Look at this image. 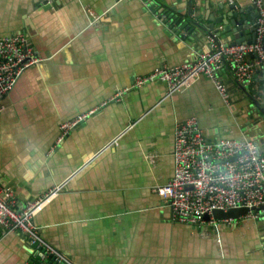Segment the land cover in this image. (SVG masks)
<instances>
[{
	"label": "crops",
	"instance_id": "obj_1",
	"mask_svg": "<svg viewBox=\"0 0 264 264\" xmlns=\"http://www.w3.org/2000/svg\"><path fill=\"white\" fill-rule=\"evenodd\" d=\"M256 14L251 0H0V37L23 32L43 57L1 97L0 182L17 209L63 183L33 216L55 256L41 245L38 262L24 233L0 225V264H264V215L203 231L155 190L173 174L178 119L213 140L248 135L264 153V70L243 86L225 67L228 100L206 75L170 95L162 80L133 84L207 51L199 24L211 17L233 29Z\"/></svg>",
	"mask_w": 264,
	"mask_h": 264
},
{
	"label": "built area",
	"instance_id": "obj_2",
	"mask_svg": "<svg viewBox=\"0 0 264 264\" xmlns=\"http://www.w3.org/2000/svg\"><path fill=\"white\" fill-rule=\"evenodd\" d=\"M251 3L257 11L255 35L251 42L225 43L209 34V49L200 52L194 60L177 65L163 64L146 76H136L133 84L162 80L167 83L165 95H170L187 89L201 75H206L228 100L227 88L221 77V71L228 67L241 85H250L256 70H264V0H251ZM42 60L25 33L0 37V112L4 108L1 97L26 68ZM121 93V90L116 91L113 98H118ZM93 111L91 108L81 116L61 123L59 139L81 117ZM173 137V174L155 190L169 201L175 221L196 224L207 231V228L218 225L236 224L242 218L264 215V153L250 136L209 139L198 120L187 116L175 122ZM62 184L52 186L17 209L13 206V190L0 182V225L6 231H21L27 242H38L45 245L47 251L55 253L43 244L33 216ZM237 207H246L247 210L236 217L213 215L215 210L227 211Z\"/></svg>",
	"mask_w": 264,
	"mask_h": 264
},
{
	"label": "water",
	"instance_id": "obj_3",
	"mask_svg": "<svg viewBox=\"0 0 264 264\" xmlns=\"http://www.w3.org/2000/svg\"><path fill=\"white\" fill-rule=\"evenodd\" d=\"M227 15H237V11H235L233 5L230 6V10L227 11V13H225ZM225 15H221V16H216V17H211V23H209L208 25H201L199 24V27L201 28L202 31L206 32L208 35L209 34H214L216 36V38L219 39V36L221 37H226L227 35H230L232 30L233 31H239L242 32L243 28H248L249 31H251V34L249 35V37L247 39H243V37H237L235 40L231 41L232 44L234 43H240L243 41H247V42H251L254 39V35H255V23L251 22H237L236 26H234V28L232 29L228 24H225L227 20L223 19ZM257 14L255 15L256 18ZM200 19V16H199ZM224 21V26L223 27H216L214 25L213 22H222ZM245 28V30L247 31V29ZM227 38V37H226ZM263 50H264V41H263ZM251 99L253 100L254 103H257V100L253 97H251ZM247 210V209H246ZM240 213H238L236 211V208H232V209H228L227 211H222V210H215L213 212V215L215 217H236L237 215H239ZM32 247H37V250L34 252L35 255V260H37L38 262L43 261L44 263L47 261V258H45L44 260H41V257L43 255V253H40L39 250L43 251V247L41 245L38 244V242H33ZM39 252V253H38ZM53 253L49 252L48 257H51ZM53 256H55V254H53ZM33 261V258L31 259L30 263Z\"/></svg>",
	"mask_w": 264,
	"mask_h": 264
},
{
	"label": "rangeland",
	"instance_id": "obj_4",
	"mask_svg": "<svg viewBox=\"0 0 264 264\" xmlns=\"http://www.w3.org/2000/svg\"><path fill=\"white\" fill-rule=\"evenodd\" d=\"M236 211L238 213H240V214L245 213L246 212V207H237L236 208Z\"/></svg>",
	"mask_w": 264,
	"mask_h": 264
}]
</instances>
